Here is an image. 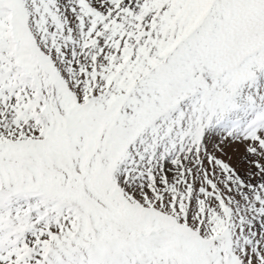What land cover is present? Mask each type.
Segmentation results:
<instances>
[{
	"label": "snow or ice",
	"instance_id": "1",
	"mask_svg": "<svg viewBox=\"0 0 264 264\" xmlns=\"http://www.w3.org/2000/svg\"><path fill=\"white\" fill-rule=\"evenodd\" d=\"M0 264H264V0H0Z\"/></svg>",
	"mask_w": 264,
	"mask_h": 264
}]
</instances>
